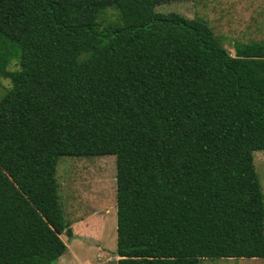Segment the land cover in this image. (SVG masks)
Instances as JSON below:
<instances>
[{
	"label": "trees",
	"instance_id": "obj_1",
	"mask_svg": "<svg viewBox=\"0 0 264 264\" xmlns=\"http://www.w3.org/2000/svg\"><path fill=\"white\" fill-rule=\"evenodd\" d=\"M170 1L0 0V264L66 251L61 156H114L115 264L264 259V41Z\"/></svg>",
	"mask_w": 264,
	"mask_h": 264
},
{
	"label": "rangeland",
	"instance_id": "obj_2",
	"mask_svg": "<svg viewBox=\"0 0 264 264\" xmlns=\"http://www.w3.org/2000/svg\"><path fill=\"white\" fill-rule=\"evenodd\" d=\"M158 13L200 18L228 54L234 42L264 41V0H178L155 6ZM107 10L99 25L115 21ZM11 58L5 70L13 71ZM9 86L0 75V97ZM252 163L264 201V152H253ZM56 192L64 222L71 235H59L66 251L52 264H115V158L114 156L58 157ZM198 264H264L263 259H202Z\"/></svg>",
	"mask_w": 264,
	"mask_h": 264
},
{
	"label": "crops",
	"instance_id": "obj_3",
	"mask_svg": "<svg viewBox=\"0 0 264 264\" xmlns=\"http://www.w3.org/2000/svg\"><path fill=\"white\" fill-rule=\"evenodd\" d=\"M264 260V259H263Z\"/></svg>",
	"mask_w": 264,
	"mask_h": 264
}]
</instances>
